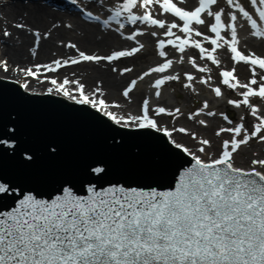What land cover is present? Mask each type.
<instances>
[{
	"label": "snow or ice",
	"instance_id": "obj_1",
	"mask_svg": "<svg viewBox=\"0 0 264 264\" xmlns=\"http://www.w3.org/2000/svg\"><path fill=\"white\" fill-rule=\"evenodd\" d=\"M179 2L184 3L185 0ZM248 2L254 7L259 21L264 23V0ZM226 3L234 9L228 13V23L224 22L223 8L213 11L218 0H198V6L192 10L179 7L174 0H122L114 13L102 23L107 25L110 20H115L119 29L125 28V22L166 29L165 35L174 36L175 39L158 41L161 57L167 55L164 51L167 43L180 53H184L186 47L198 49L201 58L219 65L220 61L215 53L218 49L228 47L234 63L244 62L250 66L252 78L247 83H240L234 74V67L230 71L221 72L222 83L232 89H245L241 93L242 100L229 103L251 109L252 116L259 121L253 129L249 131L244 123L233 128L219 129L217 136L227 132L232 134V139L223 141L221 151L215 158L206 152L205 146L211 147L208 139H202V146L199 148L206 159L183 147V151L194 162L182 171L171 190H145L123 185L97 189L95 185H91L87 187V195H77L71 188L65 187L61 195L50 200L37 198L32 193L24 194L14 207L6 211L0 210V264H264V171L257 170V166L264 169V159H253L250 169L234 166V154L243 145L253 139L264 142V115H260V109L250 102L253 97L264 100V76L256 79L257 68L264 70V58L254 53L244 55L239 50L237 13L250 24L252 35L264 38V30L240 0H226ZM154 6H158L163 14L178 18L182 24H166L164 20L155 18ZM137 8H142L143 14H137L134 11ZM87 15L92 17L93 14L88 12ZM205 15L213 18L214 22L208 24ZM95 18L100 19L99 16ZM121 18L125 22H121ZM194 25L207 27L208 32L213 35H205ZM16 27L24 28L25 25L17 24ZM173 29H178L184 37L177 36ZM224 32H230L229 39L222 35ZM151 34L157 35L155 32ZM4 35L8 36L10 33L5 31ZM139 35H143V32L137 29L127 38L136 40ZM194 37L207 41L212 46L211 49L205 48L201 40ZM34 38L36 41L41 38L39 32L34 33ZM143 47L140 44L131 50L115 51L107 57L80 51L77 59L64 60L63 63L57 60L55 67H43L48 71H55L68 63L103 60L112 62L132 56ZM172 63V60L166 59L143 75L165 73ZM191 63L200 72L210 71L196 65L194 58ZM40 67L42 66H36V71L31 68L22 71L27 76L36 77ZM3 70L8 71L7 61L3 62ZM128 71L131 69L122 70ZM186 78L188 81L194 79L191 74H186ZM177 79L179 77L175 75H164L155 80L154 87L160 89L167 81ZM51 83L57 85V91L62 90L65 96L77 100L65 87L70 83L69 80L65 79L57 84L53 79ZM135 86L136 82L132 81L123 95L129 97ZM24 87L27 88L28 85L25 84ZM214 91L216 96L222 95L220 87H216ZM155 94L160 96L161 93L157 91ZM77 102L89 104L93 108L106 107L104 99L97 101L85 95L83 84H79ZM203 108H207V102ZM155 111L157 114L166 113L165 107H157ZM179 111L175 110L176 113ZM149 112V101L146 99L143 101L142 115L130 117V122L136 123L140 128L157 129V121ZM167 114L171 116L175 113ZM104 115L118 124L124 119H117L112 112L105 111ZM224 118L228 119L226 116ZM200 123L205 124V121ZM172 131L187 133L183 127ZM172 131L164 129L169 137ZM191 135L195 138V133ZM173 143L176 148H182L180 143ZM27 158L31 159L30 156ZM92 171L102 173L103 169L96 167ZM10 191L15 189L0 183V193L7 194Z\"/></svg>",
	"mask_w": 264,
	"mask_h": 264
},
{
	"label": "water",
	"instance_id": "obj_2",
	"mask_svg": "<svg viewBox=\"0 0 264 264\" xmlns=\"http://www.w3.org/2000/svg\"><path fill=\"white\" fill-rule=\"evenodd\" d=\"M192 162L160 131L116 125L87 104L0 77V183L15 189L0 193V210L28 193L50 200L65 187L77 195L91 185L171 190Z\"/></svg>",
	"mask_w": 264,
	"mask_h": 264
},
{
	"label": "bare ground",
	"instance_id": "obj_3",
	"mask_svg": "<svg viewBox=\"0 0 264 264\" xmlns=\"http://www.w3.org/2000/svg\"><path fill=\"white\" fill-rule=\"evenodd\" d=\"M34 1L36 2L39 0ZM48 1L53 2V4H60L61 2L64 3L66 0ZM105 1L106 0L102 1V6L106 8L104 12H106L107 17L109 18V16L114 12L111 11L110 8L106 7L107 3H105ZM117 2L120 6L122 0H117ZM195 2L196 0H185L184 3L180 4L181 6L191 7ZM72 3L74 5V0ZM53 4L50 3V5H36L31 8H28L27 6L21 4L7 9H5L4 6H0V42L2 41L4 45L0 48V59H5V61H7L8 67V71H4L2 69L3 65H1L2 63L0 64V77H10L12 79H16L17 83H21L22 87L27 84L28 87H24L23 89L31 93L48 92L53 95L56 94L58 96H62L64 98H67L68 100H73L69 98V96H65L62 90L57 91V85L52 84L51 81L47 79V73H50V71H48L46 67L43 66L55 65V62H50L54 59L55 61L59 60L63 62L64 60L76 58L78 54L74 57L72 56V54L75 53V49H78V52L83 51L85 52V54L89 55L105 56L113 54L115 51L119 50V48L133 47V45L135 44L134 41L133 44H131L128 40L125 41L124 39H120L118 37L116 38L109 32L99 34V32L95 30L93 23H87V25H85L83 22L79 21L77 17L75 18V16H71L70 18L65 19L62 15L60 16L51 9V5ZM90 4H92L91 1L88 3L83 2L82 6L84 8H88L90 7ZM135 11L137 12V14H143L144 10L142 8H137L135 9ZM153 14L155 18L163 19L166 24L169 23V19H171L172 21H174V19L176 20V18L171 16L170 14L168 16L167 14L161 13V11L156 9L155 6L153 8ZM102 17L105 19L103 15ZM113 21L114 23H116L115 20ZM123 21V18H121V22ZM17 24H23L25 25V27L18 28L16 27ZM128 26H130V29H125L126 32L131 31V29H138V27H140L139 29L142 30L143 35L141 37L138 36L140 37L139 40H144L149 44L148 47L144 48L145 51L143 53L145 54L151 53L150 48L157 44V38L161 39V37H166V35L161 33L164 32V30H161L158 26L145 25L140 23H137L136 25H130L128 23ZM148 27L152 28L150 29ZM197 29L204 33V26H199L197 27ZM5 31L10 33V35L5 36L3 34ZM36 32H39L41 37L38 41H36L34 38V33ZM153 32H155L157 35L153 36L151 34ZM250 36L248 38H242L241 40L240 44L242 45L241 48L243 49L242 53H247L245 51L246 48H248V50L253 49L255 53L264 52V39H259V41H257L255 40L256 36ZM194 38L201 40L205 48H208L209 50L211 49L212 46L201 37ZM66 41H69V43L75 45V47H72V45L70 44L67 45ZM221 43H223V41H221ZM225 49L226 47L218 49L215 53L216 57L220 61L219 65L214 64L207 59L201 58L199 50L193 47L188 48L187 54L200 59L201 61H203L204 67L210 69L207 74L206 72L200 71H197V74L203 73V75H207V77L211 78V81H213L217 85H221L224 94H227L230 97L232 96L234 100L237 99L239 101L242 100L243 97L236 93L233 94L232 88L223 85L221 71L219 70L223 67L227 69L228 67H235V74L237 75V78H239L244 83H247L252 78V72L249 65L243 62L234 63L231 55H229L227 50L225 51ZM106 52L108 54H106ZM143 53L141 54L143 55ZM134 55L125 57L126 61L124 62V66L128 67V69H131V71L128 72H122V69L120 70L118 67L114 68L112 66V63L108 62L107 60H103L100 62L82 61L79 64L68 63L66 65H63L62 67H59L62 76L58 77L57 84L62 83L65 79L69 80L70 83L65 87L70 92V95L77 97V100L79 99V84H83L84 94L87 95L90 99H96L97 101L99 99L105 100L106 107L97 108L99 113H102L104 115L105 111L112 112L117 119H120L121 117L124 118L121 123H119V125H124L126 127L136 126V123L130 122L129 118L142 115L141 105H143V102L141 103V101L147 94V89L143 86L141 87V85L137 83V85L130 93L129 97H125L123 95V92L127 87H129V82L131 81L129 74L133 73L134 71L136 72L138 69L137 66L139 65L138 63H136V61L134 62V60L141 59L140 62H143L145 64L149 61V59L141 55ZM205 55H207V53H205ZM38 65L42 67H40L38 76H36V78L32 76L26 77L25 71H22L27 70L28 68L36 71V66ZM183 68L184 67H182V69ZM113 69H115V71ZM175 76L179 77L180 75L175 74ZM261 76H264V70L257 69L256 79L259 80ZM172 83L176 86L179 85V89L184 90L185 94L189 98L188 107L192 108L193 104H198L199 100H196V98H194L188 87H185L184 84H180L178 80H172ZM49 89H51L52 91H49ZM97 89H99L100 91L98 92ZM171 90L173 94H177L178 92V90H176L172 86ZM257 98L259 97H254L255 100ZM156 102L159 103V105L165 107L166 111L168 112L170 111L176 113V109L184 111L183 109H180V106H178V108H174L176 105H178L176 101L170 103L165 101L164 98H158ZM227 105L228 102L226 103L225 101H222V103L215 105L213 108H219L218 112H221L227 107ZM242 107V114H238L236 116L234 115L235 120H237L235 122L237 124H239V122L244 123L249 131H251L252 129H250L249 127V124L252 122L251 116H249L248 112H245L247 106L243 105ZM213 108H210L207 111L211 112ZM259 109V114L264 115V101L261 102ZM150 111L153 112L152 107H150ZM226 111H228V109ZM228 112L231 115L230 110ZM153 113L154 114H150L149 112L150 116L157 121V130L168 129L169 131H172L173 129H179L181 127L187 130V133L172 131L171 137L167 136V138L170 139L171 142L175 141L176 143H180L182 145V149L183 147H187L193 153L200 155L202 159H206L205 154L199 152V148L202 146L200 141L202 139H208L211 142V147L208 148L207 146H205L206 152L212 155L213 153L219 155V153L217 152L221 151V146L224 141L222 138L225 137L227 133L222 132L219 136L216 135V132L219 130V126H222L224 124L221 119H218L219 116L216 115V113L212 116L211 119H209V122L205 125L197 122L196 117H190L188 120L177 118L175 120L168 121L164 120L162 115H159L156 112ZM104 116L108 117L106 115ZM108 118L115 122V120L111 119L110 117ZM253 119L255 121L253 123L254 126L259 121L256 117H254ZM192 133H195V138L192 137ZM255 140L256 139H253V142L255 143H252L251 147L241 150L237 159L236 157H234V166L244 169H250L252 167L251 161L253 159H264V142H261L259 139H257L256 141ZM218 155H214L213 158ZM257 170L264 171V169H261L259 166H257Z\"/></svg>",
	"mask_w": 264,
	"mask_h": 264
},
{
	"label": "rangeland",
	"instance_id": "obj_4",
	"mask_svg": "<svg viewBox=\"0 0 264 264\" xmlns=\"http://www.w3.org/2000/svg\"><path fill=\"white\" fill-rule=\"evenodd\" d=\"M90 1L92 3V4H90V6L98 11L97 15L100 16L101 18H102L101 15H103L105 17V19H107V14H106V12H104L106 10V8L102 6V4H103L102 1L103 0H81V2H85V3H88ZM77 2H78V0H77ZM174 2H177L179 7L185 8L186 10H191L192 8L196 7V5L198 4V0H196V2L194 4H192L191 7L190 6L185 7V6H181L179 0H174ZM240 2L242 4V6H244L246 8V10H248L253 15V18H256L257 21L259 22V19H258L256 13H255V9L248 2V0H240ZM105 3H107L106 7L110 8L111 11H113V12H114L116 7H119V3L117 2V0H106ZM0 4H1L0 6H4L5 9L12 8L13 6L21 5V4L27 6L28 8L34 7L36 5H46L41 0L40 1H36V2L34 0H0ZM51 6H52L51 9L55 13L59 14L60 16L62 15L65 19H68L71 16H75V18L77 17L79 21H81L85 25H87V23L85 21H83L82 18H80V15H79L80 13L72 12V11H63V10L60 11V10L54 8L55 7L54 5H51ZM155 8L160 10L158 6H155ZM220 8H223L225 10V15H224L223 19H224L225 23H228V13L233 11L234 9L231 6L227 5L226 0H218V4H217V6L213 7V11H218ZM134 11H135V9H134ZM167 15L169 16V14H167ZM237 16H238V19H237L236 23H237V32H238V40H239L238 48L242 52L243 49L241 48L242 45L240 44L241 40H242V38H248L250 35H252V29H251L250 24L239 13H237ZM204 18L206 19V22L208 24L214 22L213 18L207 17L206 15H205ZM169 20L170 21H169L168 24L173 23V22H175L177 24H182V22L179 21L178 18H176V20L174 19V21H172L171 19H169ZM123 22H125V21H123ZM88 26H90V25H88ZM94 27H95V30H97L99 32V34H102L104 32L105 33L109 32V33L113 34L116 38L118 37L120 39H124L125 41H127V40L130 41L131 44H133V41H134L135 45H133V47H139L140 44L144 45L143 49H141V51L136 53L134 56L141 55V56H144L145 58L149 59V61L144 64L143 62H140L141 59H135L134 60V62L136 61V63H138L139 66H137L138 69H137L136 72L134 71L133 73L129 74V77L131 78V81L129 82L130 83L129 86H131V82L132 81H135L136 85L138 83L139 85H141V87L143 86L144 88L147 89V94L143 97L144 99L141 101V103L144 100L147 99L149 101V103H150V107H152V111L153 112H156L155 109L157 107H163V106L159 105V103L156 102L158 100V98H162V99L164 98L165 101L170 102V103H173V101H176L178 105H176L174 108H178V106H180L181 107L180 109L184 110V111H179V113H175L174 115H171V116L167 114L168 111H166V113H164V114H159V115L163 116L164 120L170 121V120H175L177 118L178 119L181 118V119H184V120L185 119L188 120L190 117H193V118L196 117L197 118V122L200 123V121H205V124H207L209 122V119H211L212 116H213V115H208L209 111H207V110L210 109V108H213L217 104L222 103V101H225L226 103L228 102V105H227V107L225 109L226 110L228 109V111L230 110L231 115L225 109L222 110L221 112H218L219 108L218 109L213 108V110H211V112L216 113V115L219 116L218 119H221L223 121V123H224L222 126H219V129H221V128H233V127L238 125L235 122L237 120H235L234 115L236 116L238 114L239 115L242 114V111H243V107L242 106L243 105L237 107L234 104L229 103V101H238V100L237 99L234 100V98H232V96L230 97L229 95L224 94L221 85H217L216 83L211 81V78L209 79V77H207V75H205V74L203 75V73H199V74L196 73L197 71H199L198 67L194 66L191 63V60L194 58L195 61H196V65H198L200 67H204V63L200 59H197L194 56L192 57L189 54H187L188 48H190V47H186L185 52L184 53H180L177 48H174L173 46L167 45V43H165V47L166 48L164 49V51L166 52L167 55H166V57H161V56H159V51L161 49H159L158 42H157V44L155 46H152L151 48L149 47L151 49V53L145 54L143 52L145 51L144 48L149 46L148 42L146 43L144 40H142V41L139 40L142 35H139L140 37L137 36L136 40L128 39L127 37L129 35H131L132 33H134L137 30V28L136 29H131V31H127L126 32L125 29H130V26H128L127 22H125V28L124 29H119L117 23H112L110 21H109V24H107L106 27H104V26L101 27L98 24L97 25L94 24ZM194 27L197 28L199 26L194 25ZM139 28L140 27H138V29ZM148 28L151 29L152 27H148ZM161 30H164V32H161V33L165 35L166 29H161ZM157 32H159V31H157ZM173 32L177 36H181L182 38L184 37V34L182 32H180L178 29H173ZM204 33H205V35H213V34H210L208 32V29L205 26H204ZM222 35H224L225 39H229L230 38V32H224V33H222ZM255 38H256L255 40H257V41H259V39L260 40L264 39V38H260V37H255ZM168 39H175V37L174 36H172V37H170V36L167 37L166 36L165 38L161 37V39L157 38V41L164 40L166 42ZM137 41H138V44H137ZM66 44L69 45L70 44L69 41H66ZM70 45H73V44H70ZM3 46L4 45H3L2 41H1L0 42V48L3 47ZM133 47H128V48L127 47H123V48H119V50H131ZM77 50L78 49H75V53L72 54L73 57L76 56L79 53ZM119 50H117V51H119ZM226 50H227L228 54L232 56V54L230 53V50H229L228 47H226L225 51ZM247 50H248V48L245 49V51L247 53L246 54L243 53L244 55H248L249 53H254L256 56L264 58V52L255 53L253 51V49H250L248 51ZM141 53H143V55ZM106 54H108V53L106 52ZM107 56L108 55H105L103 57H107ZM0 57H1V55H0ZM77 58H78V56L76 58H71V59H77ZM125 59L126 58L123 57V58H120L119 60L112 61L111 62L112 66L114 68L118 67L120 70L121 69L122 70L128 69V67L124 66V62L126 61ZM166 59L172 60L173 63H172V66L169 69H167L165 73L152 72L148 76H144L143 75L145 72H149L152 68L157 67L160 64L164 63ZM4 61H5V59H0V64L2 63L1 65H3ZM50 62L54 63L55 59L50 61ZM69 64H71V63H69ZM140 66H142V67H140ZM53 67H55V65H53ZM182 67H184V68L182 69ZM233 68L234 67H228V69H227V68L223 67V68H220L219 71H221V72L224 71V70H229L230 71ZM2 69H3V67H2ZM59 69L60 68H56L55 71H50V73H47L48 74V78L47 79L49 81H52L53 79H55L58 82V77L62 76L61 70H59ZM175 74L176 75H180L179 79H177L180 84H184V86L186 84H190L191 85L190 87H188V89H190V91L193 94L194 98H196V100H199L198 104L196 103V104L192 105V108L188 107V105H189L188 99L189 98L185 94L184 90L179 89L180 88L179 85H177V86L174 85L172 83V81H167L165 83V85H163L160 89H156L154 87V82H155L156 79H160L164 75H175ZM186 74H191L194 77V79L192 81H188L187 78H186ZM206 74H207V72H206ZM25 76L28 77L27 75H25ZM141 77H143V78H141ZM236 77H237V75H236ZM3 79H9V80L11 79L14 82H17L16 79H12L10 77L9 78H3ZM237 79L239 80L240 83H244L239 78H237ZM203 80H207L208 82L207 83H202ZM171 86L174 87L176 90H178L177 94H173V92L171 90ZM216 87H220L221 92H222V95L219 96V97L216 96L215 91H214V89ZM253 87H256V86H253ZM157 91H159L161 93L160 96H156L155 93ZM243 91H245V89L237 87L236 89L232 90V93L233 94L236 93V94L241 96V93ZM262 101H264V100H262L260 98H257L255 100L254 97H253V98H251L250 102L254 106L259 108ZM205 102H207V108H203ZM141 108H142V105H141ZM174 108H173V110H174ZM201 108H203V111H200ZM153 112L150 111V114H154ZM245 112H248L249 116H251V119H252L251 121L252 122L249 124V127H250V129H253V123L255 121L253 119L254 116H252V114H251V109H249L247 107ZM141 113H142V110H141ZM196 113H199V114L195 115ZM225 116L228 117L227 120L224 118ZM229 121H231V123H229ZM240 123L241 122H239V124ZM205 124H202V125H205ZM222 139L224 141L225 140H231L232 139V134L231 133H227L225 135V137H223ZM252 143H255V142H253V140L250 141L247 145H243L241 147V150L251 147ZM241 150L238 153L234 154V157H236V159L239 157V153L241 152ZM217 153H220V152H217ZM214 155H218V154L213 153V156Z\"/></svg>",
	"mask_w": 264,
	"mask_h": 264
}]
</instances>
